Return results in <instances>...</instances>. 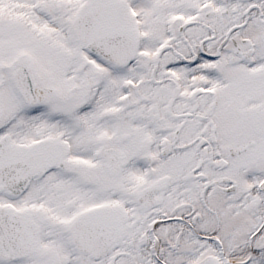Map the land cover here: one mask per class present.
Returning a JSON list of instances; mask_svg holds the SVG:
<instances>
[{
  "label": "snow or ice",
  "instance_id": "6c2138e0",
  "mask_svg": "<svg viewBox=\"0 0 264 264\" xmlns=\"http://www.w3.org/2000/svg\"><path fill=\"white\" fill-rule=\"evenodd\" d=\"M0 264H264V0H0Z\"/></svg>",
  "mask_w": 264,
  "mask_h": 264
}]
</instances>
